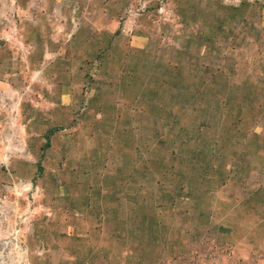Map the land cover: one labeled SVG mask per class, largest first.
I'll return each instance as SVG.
<instances>
[{"label": "rangeland", "instance_id": "1", "mask_svg": "<svg viewBox=\"0 0 264 264\" xmlns=\"http://www.w3.org/2000/svg\"><path fill=\"white\" fill-rule=\"evenodd\" d=\"M0 264H264V0H0Z\"/></svg>", "mask_w": 264, "mask_h": 264}, {"label": "trees", "instance_id": "2", "mask_svg": "<svg viewBox=\"0 0 264 264\" xmlns=\"http://www.w3.org/2000/svg\"><path fill=\"white\" fill-rule=\"evenodd\" d=\"M176 155H180V156H176ZM181 155L184 157V159H186V158H185V157H186V152H184L183 149L180 150V151L178 152V154H177V153H174V157H175V156H176V157L173 158V159H174V162L177 164L176 167H178L179 164H181V165L183 164V161H184V160H183V158H182ZM184 155H185V156H184ZM177 169H179V168H177ZM179 170H180V169H179ZM175 173H176V172H175ZM169 177H170L171 180H174V179L178 180V179H180V178L183 179L182 176H181V174H180L179 172H177L176 174H173V175H171V176H169ZM171 180H169V181H171ZM158 183L161 184V181H158ZM181 184H182V182H181ZM171 185L175 186L174 183H171ZM179 185H180V184H179ZM180 186L183 187V185H180ZM181 187H180V188H181Z\"/></svg>", "mask_w": 264, "mask_h": 264}, {"label": "crops", "instance_id": "3", "mask_svg": "<svg viewBox=\"0 0 264 264\" xmlns=\"http://www.w3.org/2000/svg\"><path fill=\"white\" fill-rule=\"evenodd\" d=\"M41 1H43V0H41ZM63 0H52V2H56V3H60V2H62Z\"/></svg>", "mask_w": 264, "mask_h": 264}]
</instances>
